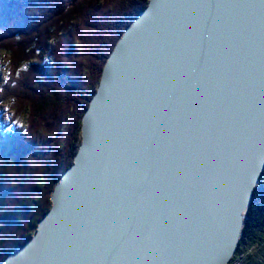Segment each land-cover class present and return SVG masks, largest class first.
Instances as JSON below:
<instances>
[{"label":"water","instance_id":"water-1","mask_svg":"<svg viewBox=\"0 0 264 264\" xmlns=\"http://www.w3.org/2000/svg\"><path fill=\"white\" fill-rule=\"evenodd\" d=\"M209 1L149 0L126 28L50 210L2 264L231 262L264 172V0L212 23Z\"/></svg>","mask_w":264,"mask_h":264},{"label":"trees","instance_id":"trees-1","mask_svg":"<svg viewBox=\"0 0 264 264\" xmlns=\"http://www.w3.org/2000/svg\"><path fill=\"white\" fill-rule=\"evenodd\" d=\"M148 3L0 0V54L8 67L0 105L13 111L0 130V264L50 210L51 192L79 150L105 63ZM229 264H264V172Z\"/></svg>","mask_w":264,"mask_h":264},{"label":"bare ground","instance_id":"bare-ground-1","mask_svg":"<svg viewBox=\"0 0 264 264\" xmlns=\"http://www.w3.org/2000/svg\"><path fill=\"white\" fill-rule=\"evenodd\" d=\"M238 1H240V0H238ZM259 1H260V4L263 2L262 0H256L255 1V3L253 2V4H254V6L255 7H257L258 6V4H259ZM211 7H210V1L208 2V8H209V10H208V12H209V16H208V20L207 21H209L210 20V23H212L211 21H213V19H214V17H215V15H217L218 17L221 15L222 17H223V19L226 17V11H225V7H226V2H227V0H211ZM262 5V4H261ZM165 7L166 8H169V6H167V4L165 3ZM255 10H256V8H255ZM234 11H235V9H234ZM195 16V18H196V21H197V18H199L198 17V15H196V13L194 14ZM166 17H168V15L166 16ZM185 18V17H184ZM193 24V23H192ZM189 24L188 25V23H187V25L190 27H192V29L191 30H194L195 29V24ZM197 27V26H196ZM189 33H190V35L191 36H193V34L190 32V31H188ZM206 35H208V36H210L208 33H205ZM200 35V34H199ZM188 36H189V34H188ZM207 36V37H208ZM198 37V35L196 36V38ZM194 38H195V36H194ZM193 38V39H194ZM189 40H190V36H189ZM196 42L192 45V47H193V49H195V47H196ZM225 46V45H224ZM191 50H192V48H190ZM189 49V51H191ZM193 52H194V50H193ZM223 52V54H224V51H222ZM215 54H217L216 52H214ZM190 55H192L191 54V52H190ZM206 60L207 61H209L210 60V58L208 57V55H206ZM212 64H214V62H212ZM210 65H211V63H210ZM132 68V70H133V72H136L137 70H140V67L136 70V68H133V67H131ZM225 66H223L222 65V67H221V70H225ZM128 75V72H126V76ZM125 76V77H126ZM128 78V77H127ZM212 91H214V90H212ZM204 93H206L207 95H208V90H207V88L205 87L204 88ZM205 94V95H206ZM172 102V101H171ZM173 102H175V103H178V101H173ZM149 103H151V102H149ZM147 105V104H146ZM174 108H173V110H172V114H175L176 113V111H177V108L175 107V105L173 104L172 105ZM178 106H181V105H179L178 104ZM203 107H202V109H204L205 111H206V113L208 114V115H211V110H212V105H206V106H204V105H202ZM134 110V109H133ZM153 110H152V108L150 109V106H149V112H148V117H149V119L150 120H152L153 119V116L154 115H156V114H154L153 112H152ZM114 114V113H113ZM115 115V114H114ZM178 114L176 113V116H177ZM158 116V115H157ZM156 116V117H157ZM177 118V117H176ZM132 120H133V118H132ZM116 129H118V128H116ZM100 165V164H99ZM98 168H99V166H97ZM103 177V176H102ZM104 182H105V180H103V182H102V184L104 185ZM33 259H36L35 257H33Z\"/></svg>","mask_w":264,"mask_h":264},{"label":"rangeland","instance_id":"rangeland-1","mask_svg":"<svg viewBox=\"0 0 264 264\" xmlns=\"http://www.w3.org/2000/svg\"><path fill=\"white\" fill-rule=\"evenodd\" d=\"M7 58L2 53L0 54V86L5 82L7 73ZM13 111L9 109V103L3 102L0 105V130L4 128V125L10 119ZM27 116L29 117V110L27 111ZM27 116L25 118H27ZM8 130V129H7ZM82 142V139H81ZM81 144V143H80Z\"/></svg>","mask_w":264,"mask_h":264}]
</instances>
